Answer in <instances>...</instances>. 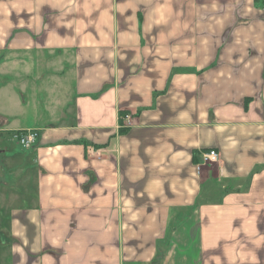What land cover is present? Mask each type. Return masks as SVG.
Here are the masks:
<instances>
[{"label":"crops","instance_id":"0c3cea01","mask_svg":"<svg viewBox=\"0 0 264 264\" xmlns=\"http://www.w3.org/2000/svg\"><path fill=\"white\" fill-rule=\"evenodd\" d=\"M0 264H264V0H0Z\"/></svg>","mask_w":264,"mask_h":264},{"label":"built area","instance_id":"2783aa9c","mask_svg":"<svg viewBox=\"0 0 264 264\" xmlns=\"http://www.w3.org/2000/svg\"><path fill=\"white\" fill-rule=\"evenodd\" d=\"M125 119H128V116H125ZM15 139L24 146H30L36 140L37 133L36 132H26V133H18L15 136ZM218 153L214 150H209L201 154V160L203 164H211L218 161Z\"/></svg>","mask_w":264,"mask_h":264},{"label":"rangeland","instance_id":"374dc122","mask_svg":"<svg viewBox=\"0 0 264 264\" xmlns=\"http://www.w3.org/2000/svg\"><path fill=\"white\" fill-rule=\"evenodd\" d=\"M13 66H15L14 64H13ZM12 68H14V67H12ZM17 68V67H16ZM34 130H28V131H25V132H22V133H26V132H33ZM35 132V131H34ZM37 137H38V134H37ZM37 137H36V140H37ZM36 140L33 142V144H35V142H36ZM32 145V144H31ZM30 145V146H31Z\"/></svg>","mask_w":264,"mask_h":264},{"label":"trees","instance_id":"16d2710c","mask_svg":"<svg viewBox=\"0 0 264 264\" xmlns=\"http://www.w3.org/2000/svg\"><path fill=\"white\" fill-rule=\"evenodd\" d=\"M124 116V114H123V112L122 113H120V118H122ZM120 125H122V124H120ZM122 127V126H121ZM120 127V130H119V133H122L123 132V129Z\"/></svg>","mask_w":264,"mask_h":264}]
</instances>
